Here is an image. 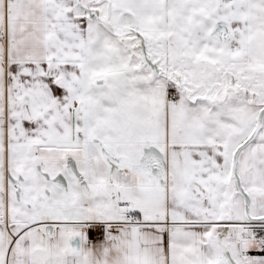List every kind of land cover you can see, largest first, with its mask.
<instances>
[{
  "label": "crops",
  "instance_id": "1",
  "mask_svg": "<svg viewBox=\"0 0 264 264\" xmlns=\"http://www.w3.org/2000/svg\"><path fill=\"white\" fill-rule=\"evenodd\" d=\"M73 2L0 0V264H264L251 227L264 222L244 217L229 174L230 140L221 130L195 125L183 137L140 140L105 129L98 135L96 128L104 127L91 119L85 127L80 44L88 22L100 19L91 5ZM225 4L217 21L228 29L220 40L226 53L202 62L226 91L258 93L264 90V0ZM25 99L32 120L23 115ZM256 136L248 143V171L263 195L255 212L261 215L264 139ZM160 156L165 172L157 178L149 163ZM67 159L81 179L70 173ZM6 169L26 188L24 209L12 222L2 215L12 187ZM46 170L55 189L71 184L70 197L54 188L42 194L36 179ZM58 174L64 187L52 180Z\"/></svg>",
  "mask_w": 264,
  "mask_h": 264
},
{
  "label": "rangeland",
  "instance_id": "2",
  "mask_svg": "<svg viewBox=\"0 0 264 264\" xmlns=\"http://www.w3.org/2000/svg\"><path fill=\"white\" fill-rule=\"evenodd\" d=\"M73 3L91 5L100 19L88 22L86 40L80 44L84 57L79 60L82 85L78 100L82 104L85 127L92 120L104 127L96 128L98 135L103 136L106 130L113 136L124 134L140 140L165 139L166 133L183 137L186 128L195 125L209 133L218 129L230 140V160L236 144L254 127L260 103L264 102V90L256 89V96L251 92L255 88L246 92L226 91L218 85L214 68L202 62L213 53L222 56L226 53L227 42L210 35L212 26L220 18L218 11L226 6L225 0H74ZM72 103L71 99V107ZM256 138L264 139V117ZM252 145L240 150L236 168L250 196L249 214L255 215L263 195L255 190L248 171ZM4 150L1 128L2 174ZM47 174L48 179L44 175L36 179L44 196L54 188L49 171ZM5 175L14 173L6 169ZM19 185L18 195L12 185L4 193L7 207L2 213L3 222L16 221L24 209L21 200L26 188L23 182ZM70 187L68 183L67 190L54 188V191L68 198ZM255 225L251 226L253 240L258 242L264 234V224ZM258 258L264 263L261 255Z\"/></svg>",
  "mask_w": 264,
  "mask_h": 264
},
{
  "label": "water",
  "instance_id": "3",
  "mask_svg": "<svg viewBox=\"0 0 264 264\" xmlns=\"http://www.w3.org/2000/svg\"><path fill=\"white\" fill-rule=\"evenodd\" d=\"M85 9L88 11L87 8ZM210 35L213 37H216L219 40H225L228 38V29L223 20H219L214 24L213 28L210 31ZM22 111H23V115L25 116V118H27L28 120L33 119L34 114L29 106L28 99L24 100ZM263 117H264V103L261 104V107L256 115L255 124L251 132L233 149L232 155H231L230 170H229L230 176L235 180L237 192L242 196V199H243L244 217L248 221L255 222V223L264 222V214H261V215H250L249 214L250 196L242 185L240 176L237 173L236 165H237V157H238L240 150L254 139V137L256 136V134L258 133L259 129L262 126ZM139 164H142V157L140 158ZM149 164H150L152 172L155 174L157 178H160L161 175L165 172L164 160L162 156H160L159 159L158 158L152 159ZM66 166L68 170L70 171V173H72L75 176H78L81 179V176L79 175V172L76 169V166L73 160L67 159ZM63 179H64L63 175L58 174L52 180L57 186L64 187L65 183L63 182ZM8 181L12 186L16 188V195H18L20 191L18 179H15L14 177L9 176Z\"/></svg>",
  "mask_w": 264,
  "mask_h": 264
},
{
  "label": "built area",
  "instance_id": "4",
  "mask_svg": "<svg viewBox=\"0 0 264 264\" xmlns=\"http://www.w3.org/2000/svg\"><path fill=\"white\" fill-rule=\"evenodd\" d=\"M131 218V217H130ZM257 251L260 253V255L264 259V235L262 238L257 242Z\"/></svg>",
  "mask_w": 264,
  "mask_h": 264
},
{
  "label": "flooded vegetation",
  "instance_id": "5",
  "mask_svg": "<svg viewBox=\"0 0 264 264\" xmlns=\"http://www.w3.org/2000/svg\"><path fill=\"white\" fill-rule=\"evenodd\" d=\"M251 92H252V91H251ZM253 94H255V96H256V93H253ZM263 103H264V102H263ZM261 104H262V103H260V107H261Z\"/></svg>",
  "mask_w": 264,
  "mask_h": 264
}]
</instances>
